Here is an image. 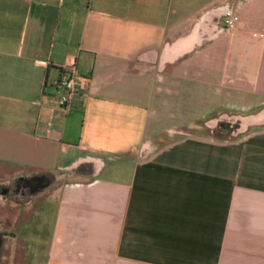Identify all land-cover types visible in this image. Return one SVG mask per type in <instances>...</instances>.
<instances>
[{
	"label": "crops",
	"instance_id": "obj_1",
	"mask_svg": "<svg viewBox=\"0 0 264 264\" xmlns=\"http://www.w3.org/2000/svg\"><path fill=\"white\" fill-rule=\"evenodd\" d=\"M263 112L264 0H0V264H264Z\"/></svg>",
	"mask_w": 264,
	"mask_h": 264
},
{
	"label": "water",
	"instance_id": "obj_2",
	"mask_svg": "<svg viewBox=\"0 0 264 264\" xmlns=\"http://www.w3.org/2000/svg\"><path fill=\"white\" fill-rule=\"evenodd\" d=\"M264 124V112L255 117H227L222 116L219 119L212 120L207 123V127L211 129H220L231 132V135L237 137L240 133L246 131L250 126ZM53 179L50 176L42 175L28 179L25 184V189L31 190V197H35L44 190L48 189L53 184ZM2 242L0 240V247Z\"/></svg>",
	"mask_w": 264,
	"mask_h": 264
},
{
	"label": "built area",
	"instance_id": "obj_3",
	"mask_svg": "<svg viewBox=\"0 0 264 264\" xmlns=\"http://www.w3.org/2000/svg\"><path fill=\"white\" fill-rule=\"evenodd\" d=\"M223 25L226 31L233 32L240 28L242 19L235 12H226L223 17ZM79 75L74 67L61 70L60 79L56 86V95L63 106H69L77 94Z\"/></svg>",
	"mask_w": 264,
	"mask_h": 264
},
{
	"label": "flooded vegetation",
	"instance_id": "obj_4",
	"mask_svg": "<svg viewBox=\"0 0 264 264\" xmlns=\"http://www.w3.org/2000/svg\"><path fill=\"white\" fill-rule=\"evenodd\" d=\"M225 132L228 133V135H231V132L224 130ZM25 184L26 182H16L14 184H11L8 188H7V194L9 196V200L10 202L15 205L18 203H21L23 200H25V202H31V190L29 189H25ZM2 191H5V189H2ZM1 236V235H0Z\"/></svg>",
	"mask_w": 264,
	"mask_h": 264
},
{
	"label": "rangeland",
	"instance_id": "obj_5",
	"mask_svg": "<svg viewBox=\"0 0 264 264\" xmlns=\"http://www.w3.org/2000/svg\"><path fill=\"white\" fill-rule=\"evenodd\" d=\"M207 93H211V92L209 91ZM211 101H212L211 99H209L208 102L207 100L204 101L201 99L200 102H195V105H192L190 109L191 115L193 116V118L200 119V118H205L206 116H208L207 113H209L210 110H212V106H213V103ZM202 125L206 126L205 123H202Z\"/></svg>",
	"mask_w": 264,
	"mask_h": 264
}]
</instances>
